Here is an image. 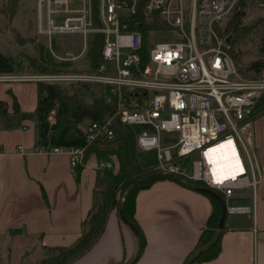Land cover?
<instances>
[{
	"label": "built area",
	"instance_id": "1",
	"mask_svg": "<svg viewBox=\"0 0 264 264\" xmlns=\"http://www.w3.org/2000/svg\"><path fill=\"white\" fill-rule=\"evenodd\" d=\"M240 1L34 0L35 34L52 52L60 35H80L84 49L92 39L101 43V62L94 68L37 79L103 88L105 102L114 109L84 128L86 145L114 139L118 120L136 131L138 149L155 152L162 173L216 191L226 201L227 214L252 213L261 180L255 110L264 95V69L255 78L244 76L225 41L224 25ZM142 30L149 39L163 31L168 40L147 44ZM82 54L55 55L74 60ZM222 144V153H234L228 173L212 162L211 150ZM85 148L53 152L67 153L76 167ZM116 159L111 156L101 167L116 171ZM231 197H250V205L229 206Z\"/></svg>",
	"mask_w": 264,
	"mask_h": 264
},
{
	"label": "crops",
	"instance_id": "2",
	"mask_svg": "<svg viewBox=\"0 0 264 264\" xmlns=\"http://www.w3.org/2000/svg\"><path fill=\"white\" fill-rule=\"evenodd\" d=\"M12 55L0 49V100L12 111L16 98L22 111L33 112L42 81L38 74L17 71ZM66 113L61 102L45 122L27 120L10 129L0 124V245L19 249L23 256L15 264L40 262L74 245L93 209L94 191L102 185L101 166L111 156L92 153L72 167L67 153L53 152L56 147L86 146L83 130L89 121L74 127L70 137L69 126H59ZM255 139L261 180L254 211L227 214L219 256L196 264H264V113L256 120ZM211 212L208 195L193 185L164 179L140 190L135 218L146 245L134 264H183ZM22 240L28 243L20 245ZM136 250L135 235L113 210L98 241L69 264H126Z\"/></svg>",
	"mask_w": 264,
	"mask_h": 264
},
{
	"label": "trees",
	"instance_id": "3",
	"mask_svg": "<svg viewBox=\"0 0 264 264\" xmlns=\"http://www.w3.org/2000/svg\"><path fill=\"white\" fill-rule=\"evenodd\" d=\"M245 0H241L230 22L228 23V35L231 31L234 32V39L231 44V54L236 58L233 51L235 41L246 37L253 31L255 26L262 25L264 28V18L260 19L256 24L244 28L242 17L244 16L243 6ZM13 13L10 18L13 19L16 14V5L12 8ZM6 13V10H2ZM154 27H159L157 22L153 23ZM146 38V31L142 30ZM36 49L35 55L30 59L32 67L39 72H54L68 70L67 62H57L53 60L48 52L45 53L44 44L34 43ZM101 43H94L90 48V68H94L101 62ZM250 69L254 71V75L258 76L264 69V62H254ZM245 76V75H244ZM247 76V75H246ZM38 103L33 112L22 111L18 101L14 98L12 111L8 110L5 102L0 100V124L4 129L22 126L24 121L32 120L35 122H45L49 119L52 111L56 106L65 102L68 108V113L59 118V126L68 125V133L70 137L74 134V127L85 121H101L105 114L113 111L114 107L105 102V97L100 94L95 97L92 102H87L75 91H68L54 83H37ZM103 89V88H102ZM257 115L264 113V95L259 99L256 110ZM115 138L112 140L97 139L86 145L84 151V162L92 154L96 153L99 156L110 157L115 155L119 161V171L112 172L104 169L102 172V185L94 191V206L88 217L83 223V233L78 241L69 248L58 249L57 254L53 257L36 263L22 262L21 264H69L76 258L84 255L101 237L103 234L108 217L113 210H116L118 216L120 206L122 205L126 218L137 228L140 249L133 263L138 260L144 251L146 245L145 236L135 218L136 196L140 190L151 187L155 182L164 179H171L182 183L185 186L190 184L184 181L185 179L179 176L164 174L154 166L144 165L138 158V147L136 143V131L129 126L124 125L118 120L113 123ZM201 185V184H200ZM120 193V199L117 194ZM212 202V212L207 220L206 228L203 230L199 241L194 250L188 255L183 264H196L208 262L217 258L221 252V239L225 232V226L218 230L219 221L222 213V207L219 201L209 196ZM120 264H123L120 263Z\"/></svg>",
	"mask_w": 264,
	"mask_h": 264
},
{
	"label": "rangeland",
	"instance_id": "4",
	"mask_svg": "<svg viewBox=\"0 0 264 264\" xmlns=\"http://www.w3.org/2000/svg\"><path fill=\"white\" fill-rule=\"evenodd\" d=\"M16 5V14L13 19L10 15L13 13L11 9ZM2 10H6L2 12ZM244 16L242 17V26L244 28L250 27L256 24L260 19L264 18V0H245V5L243 6ZM234 15V14H233ZM233 15L226 21L224 25L225 33L227 32L228 23L232 19ZM218 29V27H216ZM219 33L222 34L221 31ZM233 34L231 31L229 34ZM155 41H165L168 37L163 33V31H158L152 37ZM152 39L146 37V42H151ZM41 43L43 45L44 40L41 39L34 33V0H0V49L5 52H11L12 61L14 62L17 71L23 72L24 74H47L48 76H55L61 73L67 72H83L90 69V48L94 45L93 39L90 40V46L83 48V39L80 35H60L54 38L55 46L53 47L54 52L51 51L49 47L44 46L45 53L48 52L51 58L57 62H67L69 64L68 70L63 71H52V72H39L36 71L31 65V58L36 53L34 48V43ZM233 42V40H232ZM11 46V47H10ZM233 51L236 54L234 59L236 65L243 75L246 77H251L254 75V71L250 69V66L257 61L264 62V28L262 25L255 26L250 34L246 35L244 38H240L235 41L233 45ZM81 53L82 56L74 60H62V58H73L78 57ZM57 56H56V55ZM257 77V76H256ZM44 83H54L61 87L67 89L68 91H75L87 102H92L95 97H99L102 94V87L95 84H84V83H69V82H54L48 81ZM164 140H169L167 135H163ZM139 160L148 166H154L156 168L157 159L156 154L153 151L147 152L141 149L137 150ZM113 157L115 155H112ZM111 158V157H110ZM117 158V157H116ZM118 169L112 172L119 171V161ZM186 183L190 185H197L202 187L199 183L191 181L184 178ZM103 186V185H102ZM101 187V186H100ZM253 197V193L250 192ZM219 196V195H218ZM120 199V193L117 194ZM217 199V197H214ZM218 200V199H217ZM230 215L229 217H231ZM237 217V215H234ZM219 230V226H218ZM27 244V240L20 241V245ZM19 249H14L8 251L6 246L1 243L0 245V264H15L19 262L21 256ZM56 253L50 255L49 258L53 257ZM26 257H22L24 260ZM33 259H35L33 257ZM46 260V259H44ZM24 262L31 263L24 260ZM41 262V261H40Z\"/></svg>",
	"mask_w": 264,
	"mask_h": 264
},
{
	"label": "water",
	"instance_id": "5",
	"mask_svg": "<svg viewBox=\"0 0 264 264\" xmlns=\"http://www.w3.org/2000/svg\"><path fill=\"white\" fill-rule=\"evenodd\" d=\"M232 40H233V34L232 33L228 34L225 38V41L228 45L232 44ZM193 186L196 189L206 193L207 195H209L211 197H217V199H218V201L222 207V213H221V217H220V221H219V229H222L225 226V221H226V217H227V204H226V201L224 200V198L214 190L205 188L203 186L202 187L197 186V185H193ZM228 205L234 206V207L235 206H249L250 205V197H231L228 201ZM119 214L121 216L122 221L133 232V234L135 235L136 240H137L136 253H135L134 257L129 262L126 263V264H131L134 262L136 256L138 255L139 249H140L139 234H138L137 228L126 218L122 205L120 206Z\"/></svg>",
	"mask_w": 264,
	"mask_h": 264
},
{
	"label": "bare ground",
	"instance_id": "6",
	"mask_svg": "<svg viewBox=\"0 0 264 264\" xmlns=\"http://www.w3.org/2000/svg\"><path fill=\"white\" fill-rule=\"evenodd\" d=\"M224 146L225 144H222L211 150V153H213L212 156L214 157L212 159V162H213L214 168H220V169L223 168L224 170H226V173H228L229 172L228 169L231 170V166L233 165L232 155L234 153H231V154L222 153ZM236 171H239V170L237 169Z\"/></svg>",
	"mask_w": 264,
	"mask_h": 264
}]
</instances>
